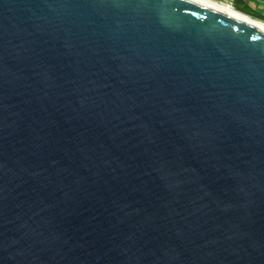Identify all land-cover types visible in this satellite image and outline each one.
<instances>
[{
  "label": "water",
  "instance_id": "water-1",
  "mask_svg": "<svg viewBox=\"0 0 264 264\" xmlns=\"http://www.w3.org/2000/svg\"><path fill=\"white\" fill-rule=\"evenodd\" d=\"M0 264H264V29L0 0Z\"/></svg>",
  "mask_w": 264,
  "mask_h": 264
},
{
  "label": "bare ground",
  "instance_id": "bare-ground-1",
  "mask_svg": "<svg viewBox=\"0 0 264 264\" xmlns=\"http://www.w3.org/2000/svg\"><path fill=\"white\" fill-rule=\"evenodd\" d=\"M192 1L208 6L215 10L221 11L223 13L229 14L235 18H238L240 20H243L245 22H248L252 25L264 29V21L256 19L244 12H241L236 8L232 7L231 5H229L228 3L220 2L218 0H192Z\"/></svg>",
  "mask_w": 264,
  "mask_h": 264
},
{
  "label": "built area",
  "instance_id": "built-area-1",
  "mask_svg": "<svg viewBox=\"0 0 264 264\" xmlns=\"http://www.w3.org/2000/svg\"><path fill=\"white\" fill-rule=\"evenodd\" d=\"M220 2L228 3L237 9V0H218ZM245 4L254 12L259 13L264 18V0H243ZM238 10V9H237Z\"/></svg>",
  "mask_w": 264,
  "mask_h": 264
},
{
  "label": "trees",
  "instance_id": "trees-1",
  "mask_svg": "<svg viewBox=\"0 0 264 264\" xmlns=\"http://www.w3.org/2000/svg\"><path fill=\"white\" fill-rule=\"evenodd\" d=\"M237 9L241 12H244L252 17H255L256 19L259 18L260 19H263L264 18L257 12H254L252 11L246 4L243 0H237Z\"/></svg>",
  "mask_w": 264,
  "mask_h": 264
},
{
  "label": "rangeland",
  "instance_id": "rangeland-1",
  "mask_svg": "<svg viewBox=\"0 0 264 264\" xmlns=\"http://www.w3.org/2000/svg\"><path fill=\"white\" fill-rule=\"evenodd\" d=\"M254 18H255V17H254ZM257 19H259V18H257ZM260 20L264 21L263 19H260Z\"/></svg>",
  "mask_w": 264,
  "mask_h": 264
}]
</instances>
